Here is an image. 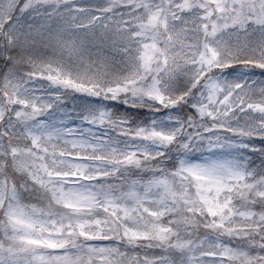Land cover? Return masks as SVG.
<instances>
[{
  "label": "snow or ice",
  "instance_id": "1",
  "mask_svg": "<svg viewBox=\"0 0 264 264\" xmlns=\"http://www.w3.org/2000/svg\"><path fill=\"white\" fill-rule=\"evenodd\" d=\"M0 264H264V0H0Z\"/></svg>",
  "mask_w": 264,
  "mask_h": 264
}]
</instances>
